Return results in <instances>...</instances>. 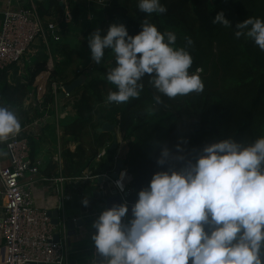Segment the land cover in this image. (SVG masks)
<instances>
[{
  "label": "trees",
  "instance_id": "1",
  "mask_svg": "<svg viewBox=\"0 0 264 264\" xmlns=\"http://www.w3.org/2000/svg\"><path fill=\"white\" fill-rule=\"evenodd\" d=\"M23 1L30 5L28 0ZM33 2L44 26L48 28L49 24H54L60 39L56 41L50 34L47 42L40 38L32 45L36 53L27 69L26 83L10 84L2 78L4 72L0 74V104L16 111L23 129L37 118L56 116V99L61 98L63 87L85 78V82L71 93L72 113L57 123L62 129L58 155L63 161L65 177L83 174L104 149L108 159H101L99 166L91 169L92 174H103L105 162H112L114 166L117 149L112 146L116 144V135L99 132L105 123L117 128L129 145L137 136L144 150L153 145L136 172L131 169L129 160L128 167L121 159L122 166L133 176L128 197L131 203L136 201L138 191L149 184L154 172L168 167L157 164L163 147L194 160L204 145L222 138L232 137L250 144L264 135V51L251 39L243 36L238 39L234 35L238 22L249 16L264 18V0H161L167 12L153 13L148 20L161 31L167 29L176 33L177 45L186 46L193 57L190 71L197 67L203 69L199 75L205 85L204 91L173 99L162 96L163 102L156 104L153 97L157 93L146 74L140 97L119 105L105 103L108 91L115 90V85L106 80L107 70L114 66L115 60L104 64L98 77L90 76L92 59L88 38L97 28L103 30L101 35L106 34L112 23H123L130 35L141 31L146 14L137 8L138 0ZM220 11L231 26L212 23ZM69 37L84 44L80 50L68 41ZM185 37L191 38V45L186 44ZM44 72L50 75L43 100L35 107L32 120H23L21 111L24 113L26 98L36 78ZM51 126L43 141L51 142L58 151L56 123ZM28 139L30 156L35 159L36 142L33 136L28 135ZM71 145H75L74 150ZM129 151L131 153V148ZM170 163L180 167L183 162ZM57 168V164L50 161L47 175H57Z\"/></svg>",
  "mask_w": 264,
  "mask_h": 264
},
{
  "label": "clouds",
  "instance_id": "2",
  "mask_svg": "<svg viewBox=\"0 0 264 264\" xmlns=\"http://www.w3.org/2000/svg\"><path fill=\"white\" fill-rule=\"evenodd\" d=\"M137 8L146 14L137 34L130 35L123 23H112L106 34L97 28L89 35L96 64L102 63L105 49L114 55L106 80L115 90L108 91L105 103L139 98L146 74L156 90V104L163 102L162 96L202 93L203 69L190 71L193 57L187 47L177 45L174 31H161L148 20L153 13H166V5L138 0ZM212 23L231 26L223 11ZM234 35L251 39L264 51V18L238 22ZM185 40L192 44L190 37ZM21 128L16 111L0 104V158L8 156V142ZM171 161L183 163L176 167ZM157 164L168 167L154 172L138 191L126 222L127 201L105 208L93 221L92 240L103 264H264V135L250 144L222 138L204 145L194 160L165 146ZM124 175L122 171L116 181L121 191Z\"/></svg>",
  "mask_w": 264,
  "mask_h": 264
},
{
  "label": "built area",
  "instance_id": "3",
  "mask_svg": "<svg viewBox=\"0 0 264 264\" xmlns=\"http://www.w3.org/2000/svg\"><path fill=\"white\" fill-rule=\"evenodd\" d=\"M65 2L66 0H62ZM29 6L20 3L19 0H8L3 11V21L0 30V74L10 67L22 62L24 56L30 51L32 45L40 38L47 42L49 35L58 41L60 35L54 24L46 28L42 22L33 0H28ZM68 14V13H67ZM69 18V14L67 15ZM69 98L71 94L65 93ZM1 101V97H0ZM25 131H21L10 138L8 142V166L0 167V202L3 203L5 214L0 221V232L4 240L6 256L4 264H67L69 251L65 232L66 218L63 216V228L57 227L47 210L38 208L32 196V184L35 182L26 174L36 176L40 171L41 163L31 159V147ZM107 156L106 150H102L98 160ZM59 173L53 178L47 179L52 185L59 187L61 194V209H64L63 184L68 182L75 189L102 180L100 186L104 199L117 192L128 205L132 174L122 166L121 172H125L121 191L116 184L120 179L113 176L115 168L101 175H93L91 170H86L76 177H65L61 171L59 157ZM121 163V158L115 156L114 166ZM122 164V163H121ZM26 180V181H25ZM64 212V211H63ZM56 235L60 240L55 241Z\"/></svg>",
  "mask_w": 264,
  "mask_h": 264
},
{
  "label": "crops",
  "instance_id": "4",
  "mask_svg": "<svg viewBox=\"0 0 264 264\" xmlns=\"http://www.w3.org/2000/svg\"><path fill=\"white\" fill-rule=\"evenodd\" d=\"M8 0H0V30L3 21V11L6 7V3ZM20 3H24L23 0H19ZM36 50L30 49L27 54L24 56L21 63L14 65L4 71L3 79L7 80L10 84H15L18 82L26 83L27 80L25 76L27 75V69L31 64L32 58L35 56ZM52 67V63H51ZM50 67V68H51ZM2 74V73H1ZM49 72H44L36 78L34 86L32 87L30 93L28 94L26 101L24 103V113L21 111V116L23 120H32V115L35 107L40 105L43 100L45 91H46V83L49 79ZM64 99H68L66 95L61 96V101ZM32 105V106H31ZM32 113V114H31ZM65 113V114H64ZM66 115V110H63L61 116H48L45 115L42 118L35 119L32 123L25 125L23 130L27 136H33L36 146H37V155L33 162H40V171L36 176H33L30 173L26 174V179L33 177L35 182L32 184V196L35 205L38 208L45 209L48 211L52 222L57 227H61L63 225V216L66 218V223L64 225V229L66 232L67 238V246L69 251V260L67 264H71L74 261V264H96L95 261V253L96 248L94 241L92 240V235L96 231L93 228V221L97 219L100 212L104 210L106 207L104 194L101 191L102 180L96 181L95 183L88 184L79 189L73 188L71 184L68 182L64 183L63 186V197H64V209L62 210L61 205V194L59 192V187L57 185H52L47 179L53 178V175H47V166L50 161H53L57 164V172L59 173V157L58 155L61 151L58 143V151L55 150V147L51 144V142H44L43 138L49 131H51V125L56 123V129L61 136L62 129L57 124L60 120L64 119ZM51 126V127H50ZM59 136V137H60ZM47 146H51L47 147ZM75 145L71 146V150H74ZM104 160L108 159L107 156L103 158ZM61 160V171H63V161ZM10 163L9 157L0 158V167L8 166ZM100 164V160L96 159L91 165L89 170H93L97 168ZM112 162H105L103 166L104 173L110 171L111 168H118V165L113 166ZM122 168V167H121ZM87 169V170H88ZM56 172V173H57ZM113 173V174H114ZM63 175V172H62ZM64 176V175H63ZM26 181V180H25ZM83 188V189H82ZM2 189V184L0 181V190ZM84 199L88 200L87 205L83 204L82 201ZM104 199V201L102 200ZM102 200V201H101ZM64 211V212H63ZM5 210L3 203L0 202V221L4 217ZM130 217L126 215L123 220L126 222ZM70 219H82L83 226L78 227L74 226L71 230L67 228V221ZM63 228V226H62ZM63 238V235H60ZM6 256V249L3 237L0 232V264H4Z\"/></svg>",
  "mask_w": 264,
  "mask_h": 264
},
{
  "label": "rangeland",
  "instance_id": "5",
  "mask_svg": "<svg viewBox=\"0 0 264 264\" xmlns=\"http://www.w3.org/2000/svg\"><path fill=\"white\" fill-rule=\"evenodd\" d=\"M68 19H69V17H68ZM67 39H68V41H70L71 44L75 45L78 50H80L81 47L84 45L83 43H80L75 38H70L69 37ZM113 59H114L113 53L111 54L109 49H105V56L102 58L103 61H102L101 64H96L92 60V64H91V67H90V70H91L90 71V74H91L90 76L98 77L103 65L108 63V62H110V61H112ZM51 63H52V61L49 62V66L50 67H51ZM72 98H73L72 95H70V97L68 99H63L61 101V98L57 97L56 106H55L56 107V115L61 116V113H63V110H66L65 117L72 113V104H71V101H70V100H72ZM31 112H33V114H35V112L33 110ZM64 114H62L63 117H64ZM59 132L57 131V135H58V139H59V142H60V137H62V133H61V136H60ZM112 132H114V134L116 135V149L117 150H116V154L115 155L118 156L119 158L123 159L126 164H127V161L129 160L130 161V165H131V169L133 170V172H136L138 167H139V165H140V163H141V161H144L146 156L150 154L151 149H153L152 148L153 145L150 144L149 147L146 150H144L142 145H141L142 142L139 139V136H137L136 140L133 137L134 140L129 145L126 141L123 140V138L121 137L120 131L117 128H114V130ZM149 140H150L149 136H147L146 142H148ZM71 146H73V145H71ZM47 147L52 148L51 146H47ZM72 148H74V147H72ZM130 148H131V153L129 151ZM131 156L133 157L132 159H131ZM127 166H128V164H127Z\"/></svg>",
  "mask_w": 264,
  "mask_h": 264
},
{
  "label": "water",
  "instance_id": "6",
  "mask_svg": "<svg viewBox=\"0 0 264 264\" xmlns=\"http://www.w3.org/2000/svg\"><path fill=\"white\" fill-rule=\"evenodd\" d=\"M85 82V78L84 77H81L79 78L77 81H75L74 83H72L71 85L69 86H65L63 88V92L61 94V96L63 97L65 95V93L67 94H71L74 92V90L81 86L83 83ZM114 130V126H112L111 124L109 123H105L102 128L99 129V132H112ZM116 147V144H114L112 146V149H114ZM121 167H122V164L119 163L118 165V168L116 169V172L113 174V176L115 178L118 177V175L120 174V171H121ZM100 181V179H99ZM124 202L123 201V198L117 193V192H113V194L111 196H108L106 199H105V204H106V207L109 208L111 207L114 203H122ZM127 216L128 217H131V205H129V211L127 213ZM84 224H83V220L82 219H70L67 221V228L68 230H71L74 226H78V227H82ZM60 240V236L59 235H56L55 236V241H59ZM105 258L103 256H101L99 253H95V261H96V264H103V260ZM71 264H74V261L71 262Z\"/></svg>",
  "mask_w": 264,
  "mask_h": 264
}]
</instances>
